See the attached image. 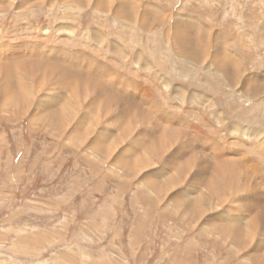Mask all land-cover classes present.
Segmentation results:
<instances>
[{
  "label": "rangeland",
  "instance_id": "1",
  "mask_svg": "<svg viewBox=\"0 0 264 264\" xmlns=\"http://www.w3.org/2000/svg\"><path fill=\"white\" fill-rule=\"evenodd\" d=\"M0 264H264V0H0Z\"/></svg>",
  "mask_w": 264,
  "mask_h": 264
},
{
  "label": "crops",
  "instance_id": "2",
  "mask_svg": "<svg viewBox=\"0 0 264 264\" xmlns=\"http://www.w3.org/2000/svg\"><path fill=\"white\" fill-rule=\"evenodd\" d=\"M131 6H132V3L128 6V7H126L127 9H129V14H132V9H131ZM122 8H123V6H122ZM124 9V8H123ZM120 11H122L121 9H120ZM121 13V12H120ZM84 28H86V27H84ZM90 34V33H89ZM89 37H90V35H89ZM107 35L106 34H103L102 33V31H100V30H98L97 28H92V38H91V42H96V43H99L98 45H103V44H106L107 43ZM104 39V40H103ZM107 45V44H106ZM117 45V44H116ZM111 46L113 47V45L111 44ZM100 47V46H99ZM39 54H40V58H44V60L47 62V60L48 61H54L53 59H56V61H55V63L57 62V63H60V64H62L63 63V65L65 64V63H67V64H65L66 66H68V64L71 66V68H76V69H79V70H82L83 69V72L85 73V74H87V76H94V77H100V78H104V79H107L108 81L110 80V78H107L108 77V73L106 72V74H104L102 71L103 70H99V71H97L95 68H92L91 66H89V64H91V65H97L98 66V63L99 64H102V62L103 61H101L99 58H97V56H94V55H92V54H86V55H84V57H85V59L84 58H82L81 57V61L79 60H76V59H74V57H72V58H70V57H68L69 55H64V57H57L55 54H53V53H47L46 55H43V52H38ZM37 53V54H38ZM99 57V56H98ZM82 59L83 60H85V61H82ZM101 61V62H100ZM87 62L89 63V64H87ZM85 64H87V65H85ZM64 65V66H65ZM105 66V65H104ZM105 72V71H104ZM102 74H104L105 76H103ZM92 76V77H93ZM112 80L114 81V82H117L118 80H116L115 78H112L110 81L112 82ZM122 87L123 88H125V90L126 91H123V90H121L120 89V92L122 93V91L123 92H128L127 90H129V89H126V87H124L123 85H122ZM125 95H127V94H125ZM128 96V95H127ZM131 98V97H130ZM148 103V102H147Z\"/></svg>",
  "mask_w": 264,
  "mask_h": 264
}]
</instances>
